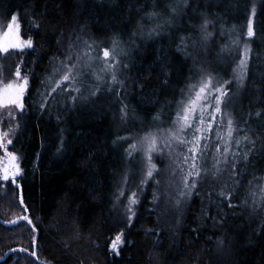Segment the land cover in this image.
Wrapping results in <instances>:
<instances>
[{
    "label": "trees",
    "instance_id": "obj_1",
    "mask_svg": "<svg viewBox=\"0 0 264 264\" xmlns=\"http://www.w3.org/2000/svg\"><path fill=\"white\" fill-rule=\"evenodd\" d=\"M0 14L17 15L33 43L21 61L29 86L9 147L21 173L17 184L0 183V264H264V0H0ZM113 41L129 68L122 91L80 72L79 92H52L49 73L65 46L83 47L93 72ZM245 46L246 75L230 107L241 143L229 179L217 182L220 165L206 164L217 172L189 190L171 230L147 189L121 213L116 192L136 170L130 138L166 129L197 68L226 81Z\"/></svg>",
    "mask_w": 264,
    "mask_h": 264
},
{
    "label": "rangeland",
    "instance_id": "obj_2",
    "mask_svg": "<svg viewBox=\"0 0 264 264\" xmlns=\"http://www.w3.org/2000/svg\"><path fill=\"white\" fill-rule=\"evenodd\" d=\"M254 13H255V6L252 9L251 18L249 20V23L251 22V24L253 22ZM13 16L17 17V15H13ZM13 16H11L8 20L3 21L1 19V14H0V34L7 31V26L11 22ZM16 24L21 39L24 40L25 42L29 40L28 38L25 39L22 36V30L18 17L16 20ZM204 37L205 34L202 35L200 41H201V52L202 54L205 55L206 52L205 50L206 47L208 49V44L211 35H207L206 39ZM248 37L249 36L247 29V40ZM193 45L192 47H194ZM245 47L242 48L240 52V57L237 63L235 64L234 70H232L231 76L230 77L228 76V79L226 80V81H231V83L227 84L226 87H228L229 85L231 86L233 85V90L231 91L228 88L229 90L228 96L225 98L226 103L221 106L225 115L217 116L216 122L212 124V131L205 133L206 139L201 141V147L203 148L205 145H207V149L204 152V160H200L199 158L196 159V164H197L196 169H192L190 166L192 153H190L188 149L192 145L190 143H184V144L180 143L181 139H185L188 141L192 140L194 134V128L197 126L196 120L193 121V128L187 129L185 132L181 133L177 131L179 125L174 123V121H176V115H175L173 121L166 129L164 130L162 129V131H157L156 133H151V134L149 133L148 135H146V136L151 135L156 137V151L151 153L152 156L151 165L155 166L154 168H152L153 176L151 178H148L146 175L147 171L151 166L147 161V143L145 141V137L130 138V144L128 149L131 151V153L128 154V156L131 159V163H133L134 161L135 164V166H133L132 164L131 167L136 170H133L126 175V177L124 178L125 182L122 184V187L120 188L121 190H118L116 192L115 207H117L119 202V204L122 207H124V209L123 208L120 209L121 213L126 214L128 212V209L132 207L133 203H131V200L133 198V193H135V200L137 202V198L139 194L141 195L140 198H142L145 193V191L143 190L147 189L148 190L147 193L149 195L148 203H150V205L153 206L154 211H156L155 214L157 215V217L158 216L169 217L166 218L165 222L168 228L171 230L172 227L170 226L172 225L173 222L175 223L176 220L178 219L181 220L180 214L186 210L189 204V199L191 198L192 195H194V194H190L191 192H189V189L184 188V179L185 177H187L189 171H195V170L201 171V176L199 178L188 177L189 184L193 182V179H196V182L197 181L204 182L206 180H209L207 178L209 176L208 173L210 175H213L212 174L213 169L217 172L216 167L213 165H211L210 167V169L212 168L213 169L212 170L209 169L211 172L209 171L208 173L205 172L203 169L205 165L208 163L210 165L214 162L219 161L218 163L220 165L219 177L222 180L221 181L217 180V182H222L226 179H229L230 177L229 166L232 162L233 154L236 152L235 147L237 148V145H239L241 142L240 141L238 142V140L234 135V132L232 134L231 140H229L227 135L228 133L227 119L229 118V116L231 118V113H230V107L232 105L231 99L234 98V94L236 93V91L239 90L238 88L242 82L236 77H238L240 74V68L238 67V65H239V60L243 58L242 53ZM106 48L110 52H114V54L110 56V60L113 64H115V68L112 69L106 67V62L103 59V50L105 48H103L100 53V56L96 58L97 61L94 62L95 67L92 68L93 69L92 72V70H89V67L92 65L91 61L85 55L86 51L84 50L83 47L77 45L75 47H72L71 45L65 46L64 48L65 57L63 58L61 63L58 62L56 63V65L52 66L51 71L49 73L51 75L50 78L53 79L52 81L53 86L56 87V84L60 82L61 76L64 74V65L75 64L76 68L74 69V74L76 75V80L72 82H64L63 84H61V87L70 88V89H72L73 87L76 88V85H78L77 77L81 72V76L87 74V76L89 77V75H91V78L89 77V81L91 82H93V80H97L100 84L103 83L104 86H106V88H111L115 86L118 90L122 91L124 89L125 83L129 79L127 75L129 68L123 66V63H121L119 59L121 53H119V51L116 50V48L113 49V45L111 46L108 45ZM32 50H33V43L31 48L24 47L22 50L9 49L7 52H0V87H2L7 83L16 81L15 74L17 68H19L20 70L21 77H26L29 81L28 73H26L25 70L24 71L22 70L21 61L25 57L26 53ZM69 56L72 57L71 61L67 59V57ZM78 57L79 59H77ZM17 61L19 62L17 63ZM117 61L119 62L117 63ZM54 69H60V71H54ZM197 69L201 74L202 73L206 75L211 74L208 72V70L202 69L201 67L200 69L199 68ZM113 71L117 76V83H113L111 80V75ZM211 75L214 77L213 74ZM97 77H99V79ZM105 82L108 84H105ZM110 83H113V85ZM24 97H23V101H24ZM208 111L211 112V109H209ZM21 112L22 111L18 110L15 106L0 108V134L5 132L8 133V136L5 138L4 147L9 152H12L10 151L9 148L11 144L7 143V139H11L12 141L13 136L15 135V132L17 130V116ZM196 115L198 116L199 112H197ZM206 121L211 122L210 117L206 116ZM9 129H12V131L9 132ZM173 132L175 133V135L172 134ZM195 134L199 135V133H195ZM218 135L220 138H218ZM217 147L220 148L219 153L216 151ZM226 147L229 148V152L227 154H225L224 152V149ZM185 156H188L190 158L187 163L184 161ZM3 158H4V149H0V159ZM225 160H227L228 163H224ZM17 162L19 164V160ZM20 173H21V169L19 174L15 176V182H12L11 180L7 182H11L14 185ZM0 183H5V181L0 179ZM204 184H201V186H203ZM177 202H179V204Z\"/></svg>",
    "mask_w": 264,
    "mask_h": 264
},
{
    "label": "snow or ice",
    "instance_id": "obj_3",
    "mask_svg": "<svg viewBox=\"0 0 264 264\" xmlns=\"http://www.w3.org/2000/svg\"><path fill=\"white\" fill-rule=\"evenodd\" d=\"M175 12V9H173ZM17 17L13 16L11 22L7 26V31L0 34V52H7L9 49H20L22 50L24 47L31 48L32 41L29 39L26 42L21 39L19 30L16 24ZM207 22L203 26L205 30V39L207 35L210 33L206 32ZM254 35V30L251 22L248 26V36L252 37ZM87 44L88 42L85 41ZM89 49L92 48V45H88ZM118 47V42L113 41V49ZM249 49L245 47L242 53V57L239 60L238 67L240 68V74L238 77L239 80L243 81L244 76L246 75L247 70V60L249 55ZM114 52H110L107 48L103 50V59L106 62L107 68H115V64H113L110 60V56H112ZM86 56H89V53H85ZM69 61L72 60V57H67ZM79 59V57L77 58ZM119 61H117L118 63ZM76 68L75 64H66L64 65V74L61 76L60 82L56 84V87L52 89V92H55L57 88L61 87V84L64 82H72L76 80V75L74 74V69ZM54 71H60V69H54ZM16 81L7 83L0 87V108H7L9 106H15L18 110L22 111L24 108L23 97L25 92L27 91L29 81L26 77H21V73L19 68L16 71ZM99 79V77H97ZM111 80L113 83H117V76L113 71L111 75ZM231 83V81H223L216 80L211 74L202 73L200 79L192 82L187 90V98L182 99L178 106V110L176 112V121L175 124L179 125L177 131L183 133L187 129L193 128V121H197V126L194 128V134L191 141L181 139L180 143H190L192 146L188 149L190 153H192L191 157V168L196 169V159L204 160V152L207 149V145L203 148L201 147V141L206 139L205 133L212 131V124L216 122L217 116H223L225 113L222 110V105L226 103L225 98L228 96V88L227 84ZM64 90L71 92L75 90L77 92L80 91L79 88L70 89L65 88ZM75 100V98H73ZM211 109V112L208 110ZM123 111V109H122ZM199 112L197 116L196 113ZM206 116L210 117L211 122L206 121ZM159 117H157L158 119ZM233 120L230 118L227 119L228 125V138L231 140L233 134ZM12 129H9L11 132ZM195 133H199L196 135ZM175 135V133H172ZM8 136V133L0 134V149H4V158L0 159V179L7 182L11 180L15 182V176L19 174L20 168L18 164V157L13 152L7 151L4 147L5 138ZM218 138L219 135H218ZM145 141L147 143V161L151 166L147 171L146 175L148 178L153 176L152 168L154 165H151L152 156L151 153L156 151V137L155 136H146ZM7 143L11 144V139H7ZM238 146V145H237ZM135 147V146H133ZM216 151L219 153L220 148L217 147ZM225 154L229 152V148L226 147L224 149ZM189 157L185 156L184 161L187 163L189 161ZM219 163V161H217ZM224 163H228L227 160ZM201 176L200 170L189 171L187 177L184 179V188L185 189H195L196 179H193V182L189 184L188 177L199 178ZM223 195V193H221ZM135 193H133V198L131 203H135ZM179 204V202H177ZM130 210V209H129ZM27 219V217H24ZM28 223H31V220H28ZM122 235H117L115 240L112 242V249L114 251H118L119 245L122 243ZM23 251V250H22ZM33 255H35L33 253Z\"/></svg>",
    "mask_w": 264,
    "mask_h": 264
}]
</instances>
